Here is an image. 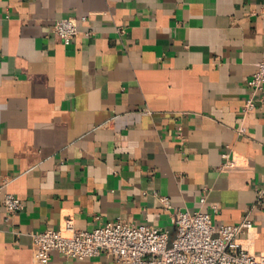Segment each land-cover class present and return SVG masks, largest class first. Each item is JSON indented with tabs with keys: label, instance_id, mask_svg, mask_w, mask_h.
Returning a JSON list of instances; mask_svg holds the SVG:
<instances>
[{
	"label": "crops",
	"instance_id": "0c3cea01",
	"mask_svg": "<svg viewBox=\"0 0 264 264\" xmlns=\"http://www.w3.org/2000/svg\"><path fill=\"white\" fill-rule=\"evenodd\" d=\"M262 7L0 0V264H40L31 234L67 219L88 230L126 219L174 238L176 213L200 209L216 226L249 215L241 242L263 254L264 90L242 114L264 58ZM62 17L80 19L69 44L53 31ZM226 150L234 165L221 168ZM9 192L24 208L6 221ZM47 264L125 263L52 251Z\"/></svg>",
	"mask_w": 264,
	"mask_h": 264
},
{
	"label": "built area",
	"instance_id": "2783aa9c",
	"mask_svg": "<svg viewBox=\"0 0 264 264\" xmlns=\"http://www.w3.org/2000/svg\"><path fill=\"white\" fill-rule=\"evenodd\" d=\"M264 15V7L253 11ZM87 20V16L81 18ZM80 19L62 17L55 21L53 31L66 43H71L80 34ZM251 94L246 99L242 114L244 117L257 106V97L264 90V58L248 81ZM181 129V128H180ZM239 133H245L241 126ZM221 168L232 167L231 152L223 153ZM169 205L168 198L161 197ZM207 194L201 197L204 206ZM3 204L6 221L24 208V201L13 193H6ZM257 204H264V185L258 190ZM214 212L218 210L212 206ZM175 236L168 230L147 224H135L126 219L108 222L91 230L79 229L72 219L65 221L64 229L52 228L32 233L34 256L38 263L47 264L52 251H59L69 258L86 259L101 255L112 256L125 264H264V253L247 250L242 236L254 224L249 215L232 225H214L212 213L202 209L178 211L174 218Z\"/></svg>",
	"mask_w": 264,
	"mask_h": 264
}]
</instances>
